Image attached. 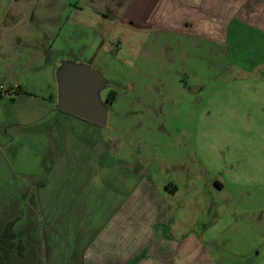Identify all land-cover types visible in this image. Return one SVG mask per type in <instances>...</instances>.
<instances>
[{"label":"crops","instance_id":"obj_1","mask_svg":"<svg viewBox=\"0 0 264 264\" xmlns=\"http://www.w3.org/2000/svg\"><path fill=\"white\" fill-rule=\"evenodd\" d=\"M125 45L158 61L145 74L166 78L205 148L124 149L145 139L109 125L108 88L106 125L58 109L63 65L89 64L111 86ZM262 189L264 0H0V238L12 227L0 264H264L248 219L262 197L240 222L230 209L244 203L231 190Z\"/></svg>","mask_w":264,"mask_h":264},{"label":"rangeland","instance_id":"obj_2","mask_svg":"<svg viewBox=\"0 0 264 264\" xmlns=\"http://www.w3.org/2000/svg\"><path fill=\"white\" fill-rule=\"evenodd\" d=\"M149 41L152 42L153 38H149ZM123 52L120 58L112 60L111 72L108 71L105 73L106 77L113 82L111 86L107 83L106 88L111 89L107 96L109 97L113 91H118L119 93L116 101L110 108L109 125H112L116 129L115 133L123 135L124 138L138 136L145 139L144 141L140 140L136 142L135 145L129 140H125L123 148L126 149L127 144L132 145L135 147L136 153L142 154L143 156L145 155V149L151 154H161L163 156V153L169 155H175V153L187 154V152L195 151L196 148H205V142L198 143L193 139L196 133H202V129L198 126L196 128V125L188 123L182 113L184 111L169 102V100L175 99V93L168 91L167 95H165V92L162 91L161 85L165 82L166 78L157 73L145 74V69L154 68L153 70L157 72L159 69L158 61H145L142 54L138 58L130 59L125 54L126 45L124 46ZM152 52H158L156 45L152 48ZM168 64L166 66L167 69L171 67ZM175 68L180 70L179 72L183 71L181 65L180 67H173V69ZM174 72L178 71L173 70ZM167 80V84H170L171 77H167ZM129 83L134 84V90L129 88ZM186 111L189 115L191 110L188 108ZM182 116L184 119H182ZM109 127H104L101 131L105 134L111 133L112 131L108 129ZM231 192L241 200H244L243 204L236 203L230 207L233 213H235V217L232 215L233 219L238 222H240L239 220L247 219L245 215L238 214L240 209L255 206L253 203L249 204L248 202H253L255 198L262 197L260 201L264 207V189L262 191L231 190ZM205 193L213 197L209 193V190H206ZM217 208H215L216 211ZM252 214L254 216L253 219L249 217L248 219L250 223L258 224L259 227L257 226V229H259L263 236L261 237L262 242L258 243V241H255V244H258L257 247H259L262 254L261 261L264 262V211L262 213L257 212V215H255L256 213L254 211ZM224 215V219H228L231 213L226 209L224 210ZM221 219L216 222L217 226L215 227L220 235L224 221L226 222V220L222 221ZM232 225H237L239 229H242L238 223H233ZM247 227L249 226L247 225ZM248 238L249 235L244 236L239 240V244L242 239L246 241Z\"/></svg>","mask_w":264,"mask_h":264},{"label":"water","instance_id":"obj_3","mask_svg":"<svg viewBox=\"0 0 264 264\" xmlns=\"http://www.w3.org/2000/svg\"><path fill=\"white\" fill-rule=\"evenodd\" d=\"M107 79L89 64L67 63L58 71V109L106 125L108 104L103 99Z\"/></svg>","mask_w":264,"mask_h":264},{"label":"trees","instance_id":"obj_4","mask_svg":"<svg viewBox=\"0 0 264 264\" xmlns=\"http://www.w3.org/2000/svg\"><path fill=\"white\" fill-rule=\"evenodd\" d=\"M19 92L22 91V88L19 87L17 89ZM114 92H111L109 97H108V100H111L113 99L114 97ZM11 225H9L7 227V230L5 231L4 235H2V237L0 238V249H1V252H2V257H1V260L3 262V260L5 261L8 257V254H9V249H7V245L8 246H11L12 244V234H11Z\"/></svg>","mask_w":264,"mask_h":264},{"label":"built area","instance_id":"obj_5","mask_svg":"<svg viewBox=\"0 0 264 264\" xmlns=\"http://www.w3.org/2000/svg\"><path fill=\"white\" fill-rule=\"evenodd\" d=\"M2 90H3V92H4V89H3V87H2ZM5 93V92H4ZM6 94V93H5Z\"/></svg>","mask_w":264,"mask_h":264}]
</instances>
